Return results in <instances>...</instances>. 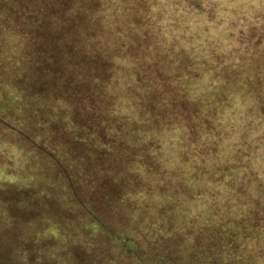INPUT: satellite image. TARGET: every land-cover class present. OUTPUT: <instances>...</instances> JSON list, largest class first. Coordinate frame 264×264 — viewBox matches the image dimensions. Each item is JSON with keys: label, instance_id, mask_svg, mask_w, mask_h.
<instances>
[{"label": "trees", "instance_id": "1", "mask_svg": "<svg viewBox=\"0 0 264 264\" xmlns=\"http://www.w3.org/2000/svg\"><path fill=\"white\" fill-rule=\"evenodd\" d=\"M259 1L0 0V126L15 135L12 153L17 150L22 155L14 169H0L2 178L18 177L29 163L30 169L37 166L33 169L37 175L26 173L29 177L24 188L38 181L44 189H55L50 183L57 185L56 175L68 173L72 181L61 196L64 202H69V197L76 205L83 198L80 186L92 189L86 190L89 193L103 184L113 187L105 193L116 191L120 185L116 176L123 171L114 168L119 157L113 154L109 160H99L89 144L72 139L71 131H61L88 114L94 109L91 106L100 104L104 97L133 99L131 91L125 92L132 85H121L118 74H142L148 64L151 74L141 78L143 85L139 88L148 110L139 109V123L131 130L140 142L129 141L127 147L134 144L143 159L151 148L160 154L178 150L181 137L189 129L195 139L193 151L198 149L180 170L176 168L177 179L169 174L171 182L160 193L164 204L160 217H169V212L170 224L162 222L153 227L146 223L150 260L173 264L174 256L184 252L180 264H264V260H259L261 254L264 259V3L258 4ZM249 5H260V10L249 14L245 11ZM191 7L198 13L188 12ZM202 13L208 15L207 23L213 22V16L216 20L222 14L228 16L227 22L221 24L225 26L221 33L225 36L233 22H249L247 37L256 41L257 50L246 58L236 49L237 57L234 56L243 60L238 62L222 58L224 54L219 55V51L201 50L199 43L203 38L198 37L204 32L199 27L194 32L189 28ZM174 18L181 26L179 31L165 26ZM208 46L212 48L211 44ZM160 100L162 105L157 106L162 115L158 127L152 119ZM184 102L185 116L181 107ZM146 111L147 123L143 115ZM21 112L25 117L18 120L19 124L12 123V118ZM48 115L63 120L65 129L49 124ZM161 128L168 134L167 139L152 137L156 142L153 144L142 138L143 134L150 137L162 133ZM24 129L35 136L52 138V148L41 150L42 140L31 141L22 136ZM0 144L4 142L0 140ZM79 144L88 149L80 151L76 146ZM50 152V156H45ZM59 154L66 155L72 166L76 157L81 169L88 168L91 173L72 171ZM149 161L155 169L151 167L152 172H143L138 178L141 185L154 188L161 180L165 161L152 158L145 163ZM148 174L152 177H145ZM47 175L52 180L49 183ZM138 194L152 198L151 192L144 189ZM125 198L127 195H120L119 199ZM197 200L201 202L200 219L196 221L199 238L192 240L182 233L185 225H194V217L190 216L195 209L190 203ZM167 203L172 205L170 209L165 208ZM76 205L70 207V215L60 219H49L44 214L46 224L51 225L50 235L67 228L70 247L75 245L58 255L62 264H114L113 257L98 243L100 235L93 233L99 224L103 234L104 223L91 221L90 210L79 214ZM38 219L43 223V212L34 221ZM94 222L97 224L93 230ZM188 231L192 233L194 229ZM176 241L181 242L177 249ZM172 243L174 254L169 256ZM137 253L138 250L130 258Z\"/></svg>", "mask_w": 264, "mask_h": 264}, {"label": "rangeland", "instance_id": "2", "mask_svg": "<svg viewBox=\"0 0 264 264\" xmlns=\"http://www.w3.org/2000/svg\"><path fill=\"white\" fill-rule=\"evenodd\" d=\"M261 3H264V0L259 1L258 4ZM166 8L170 11L168 7ZM258 10H260V5L258 7L249 5L245 9L249 14H255ZM188 12L198 13L194 7H191ZM172 13L174 16V12ZM217 17L218 20L213 16V22L207 23L208 15L202 13L199 16L197 15V18H194L191 23V27L189 28L191 31L199 27L202 32H204L198 37V39L203 38L199 43L201 50L219 51V55L222 53L224 54L221 55L222 58L226 60L229 59V61L232 59L233 62L242 60L236 59V49L246 58L257 50L254 46L256 41L253 42V40L247 37L250 34L249 22L247 24H243L244 22L242 23L239 21L233 22L232 25H230L229 35L225 36L221 34L225 27L221 24L222 22H227L228 16L222 14L221 17ZM169 20L171 21L170 23L174 22V20L175 22L172 24L166 23L165 26H169L171 29L176 28V31H179V21L175 18L174 20ZM207 37H210V39ZM205 38H207V42ZM210 44L212 48L208 46ZM248 46V49L245 48ZM151 71L152 68L147 64L146 71L142 74L134 72L130 73V75L123 74L122 72L119 73L117 81L119 83L121 82V85H132V88L125 92L128 94V92L131 91L133 99L111 100L104 97L100 104L91 106L94 108L93 110L89 111L86 115L84 114L78 117L76 121L73 120L74 123L70 124L66 129L65 123L63 120H59L58 116L48 115L46 117V121L49 124H54V126L65 129L61 132L67 131L69 133V131H71V134H69L75 141H82L89 144L87 145L88 148L97 152L96 155L99 160H104L105 158L109 160L108 157L113 154L119 157V162L114 161V168H116V170H118L117 168L122 169L123 171H120L121 173L119 172V174L123 176L119 174L116 176V181L120 184L115 188L116 191L113 193H105L104 190H113V187L107 188V184L95 185L96 187L93 193L86 191L92 189L80 186L79 192L83 198L82 200L79 199L76 205L75 201L69 197L66 198L69 202H64L61 196L63 189L72 181L68 173L56 175L57 185L53 186V184L50 183L55 189H44L37 184L38 181H35V185L29 184V188H24V182L29 177V175L25 176V174L34 173V176L37 175V170H33L37 169L34 168L37 166L30 169L29 163L20 171L18 177L11 178L5 176L2 178L0 175V264H62V258H59L58 255L62 252H67L66 249L70 251L75 245L71 244L70 247V232L67 228L57 230L56 233L50 235L48 229L51 225L46 224L47 222L44 220V214L49 219L55 216H58L60 219L63 216L70 215L69 209L72 205L77 206V212L79 214L85 215L86 212L90 210L89 215H91V221L96 220L99 223H104L105 232L103 234L99 232V224L96 222L92 224L91 228L94 230L95 224L98 225V228L95 229L93 233L100 235L98 243L111 258L113 257L112 259L115 261L114 264H140L139 261H146L147 264H158V259L152 261L148 256L151 246H149L150 242L148 236H146L148 235L146 233L148 232L146 230V223L153 224V227H158L162 222L166 225L170 224L171 214L169 212H167L168 216L170 215L169 217H160V214L162 216L161 209L164 208V204H161L162 197L160 193H163L167 184L171 182L170 178L172 177H169V174L171 173L173 178L177 179L176 168L180 170L186 162V159L193 153L196 154L198 149H194L193 151L195 139L191 136L189 129L187 132L185 130V134H183L178 143V147H180V149H178L179 151L175 149L160 154L152 151L154 148H151L150 152H147L143 159L142 154L134 147V144H132L133 147H127V142L133 140L139 141V139H136L137 134L133 133L131 130L133 126H136V122L139 123L136 119L137 112L140 113L139 109L143 107L148 110V104L142 101L143 90H139V88L143 85V80L142 82L140 81L141 78H149ZM121 92L124 91H120V93ZM185 103L186 102L181 105L184 116ZM157 105L161 106L162 100L155 104L156 112L153 114L154 116L152 119L153 123L159 127L158 120L161 119L162 109ZM96 111H99L98 116L96 115ZM19 113L18 116L12 118V123L19 124L18 120L25 117L23 112H21V114ZM143 115L146 118L145 123L149 122V112L146 111ZM26 119L27 118H25V120ZM186 125H188L187 120ZM77 128L79 131H77ZM161 131L163 132L159 134L154 133L153 136L150 137H146L145 134H143L142 138L144 140L147 139L146 142L148 143L156 144L152 137L157 138L162 136L164 138L166 136L165 139L168 137V134L166 131L164 132L163 128H161ZM21 134L29 140L33 138L37 141L42 140L41 150H43L42 148L48 150L52 148L50 144L52 138H42L32 135L30 130L27 131L26 129H24ZM0 137V140L4 142V145L0 144V169H3L5 166L14 169V163H19L22 160V155L17 152L16 148H14L16 150L15 154H13L11 150V143L15 142V135L2 130L0 126ZM76 146L80 151L88 149L85 147V144ZM194 147H198L197 144H195ZM50 155L51 152L45 156ZM59 157L66 165L70 166L72 171L78 170L86 174L91 173L88 168L86 170L81 169L79 165L80 161L76 157L72 159L75 160L74 166H72V163L68 160L66 155L59 154ZM82 158H85V156H82ZM152 158L155 160L156 158H158V160L162 159L163 162L165 161L163 164V173L160 176L161 180L158 186L154 188H151L148 184L147 186L141 185L139 183L140 177L138 178L139 174L143 172L144 175L152 172L153 169L151 167H154V165L150 163V161L145 163L146 160ZM76 164L78 168L75 167ZM19 167L22 168L23 165L20 164ZM110 168L113 169V167ZM126 173L132 174L133 176L125 175ZM145 177L152 176L148 174V176ZM45 179H47L48 183L52 181L48 180V175ZM180 180H182V177ZM142 189H144L146 193L151 192L152 198L151 196L143 197L138 194V191H142ZM120 195H127V198L123 200L119 199ZM32 203L36 204V206ZM23 204H28V206ZM190 204L191 207L195 209L193 216H190L194 217L192 221L194 225H185V230L182 234H184L183 236H189L192 240H197L199 238V233L196 221L200 219L198 208L201 202L197 200ZM170 206L172 205L167 203L165 208L168 207L170 209ZM166 211H168V209H166ZM41 212H43V223L39 219L34 221V218L40 217ZM31 215L33 218H31ZM73 217L75 216L73 215ZM188 220H186L187 223H191L188 222ZM173 222L171 224H173ZM190 228H193L194 232L190 233L188 231ZM177 243L180 244L181 242L176 241L175 246L174 243L171 244L169 256L174 254L172 252V245L177 249ZM137 250V255L130 258ZM151 250L154 252L156 251L155 248ZM183 254L184 252L180 253V255L176 254L172 263L180 264L183 259ZM161 255V258L164 259V249H162ZM262 257L263 255L261 254L259 260H264ZM162 262L161 260V263ZM97 264H100V262Z\"/></svg>", "mask_w": 264, "mask_h": 264}]
</instances>
